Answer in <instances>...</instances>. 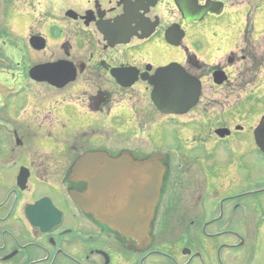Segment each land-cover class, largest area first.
<instances>
[{"label": "flooded vegetation", "instance_id": "af4514ba", "mask_svg": "<svg viewBox=\"0 0 264 264\" xmlns=\"http://www.w3.org/2000/svg\"><path fill=\"white\" fill-rule=\"evenodd\" d=\"M209 1L222 4L221 13L200 18ZM249 4L0 0V264H264V138L258 144L254 135L264 118V67L248 51L259 38L254 16L242 13ZM168 67L175 72L159 78ZM183 74L201 85L198 105L160 111L154 84L179 85ZM252 82L262 109L250 121L252 141L243 125L206 132L188 119L200 113L206 86ZM95 153L106 155L97 171L123 165L130 191L146 186L131 184V164L161 156L152 160L163 180L148 244L75 202L88 197L92 179L75 177L74 164Z\"/></svg>", "mask_w": 264, "mask_h": 264}, {"label": "water", "instance_id": "95a60500", "mask_svg": "<svg viewBox=\"0 0 264 264\" xmlns=\"http://www.w3.org/2000/svg\"><path fill=\"white\" fill-rule=\"evenodd\" d=\"M223 5L220 3L207 2L204 7H199L200 18L207 13H221ZM221 10H220V9ZM190 8L184 5V14L189 13ZM193 20V19H192ZM175 69L168 67L159 73L160 77H169ZM175 72V71H174ZM183 82L179 85H161L154 84L153 101L160 111L165 113L185 114L195 108L199 103L201 94V85L192 77L183 74ZM218 85L224 81H215ZM255 132L256 141L261 144L264 138V118ZM220 136L229 133L226 129H220L216 132ZM263 150L264 147L262 146ZM101 153L86 154L81 157L73 167V175L77 178L90 177L91 190L88 197H74L75 202L81 206L87 213L92 214L97 221L108 225L113 231L121 235L136 240L140 246L148 244L150 224L155 217L157 202L160 199L163 172L159 164L152 161L161 158L155 154L151 161L140 165L131 164V184L134 182H145L146 186L134 188L131 185V191L127 186L129 172L123 170V165L116 162L107 163V170L97 171L95 165L99 159L105 158ZM88 168V169H87ZM90 169V170H89ZM88 170V171H87ZM136 170V171H135ZM147 174L145 180L135 178L133 174ZM122 201L127 204L125 209H115V203ZM103 201V205L100 204ZM129 207V208H128Z\"/></svg>", "mask_w": 264, "mask_h": 264}, {"label": "rangeland", "instance_id": "374dc122", "mask_svg": "<svg viewBox=\"0 0 264 264\" xmlns=\"http://www.w3.org/2000/svg\"><path fill=\"white\" fill-rule=\"evenodd\" d=\"M248 2H250V4L249 6H247V10L244 9L242 13L246 15L247 12V18L248 15H251L249 16L251 21L253 20L254 16L256 22V27L254 25V36L257 33L258 37L261 39L260 36L263 35V39L260 40L258 38L257 42L251 44L253 45V47L249 45L251 47L248 48V51H253L252 53L254 54L257 52L255 56H258L260 58L261 63H263L264 67V0H248ZM255 12L256 14H254ZM9 39L10 40L7 39V42H9L10 44L13 45L14 43H16V39L14 37ZM184 44L191 47V43L185 41ZM193 44L196 45L194 41ZM197 46L199 47V49H201L202 47L201 43ZM262 73L264 75V69ZM15 74L16 71L13 70L8 76L12 77ZM208 87L209 85L205 88V96H203L204 100L200 103V106L196 108L200 113L196 115L191 114L189 115L188 119L192 117L196 119L200 123V125H205L203 127L206 128V132L212 131L215 128H218V126L222 125L227 126L231 129H234L235 125H243L245 127L243 136L247 139V141H252V128L255 123L253 125V123H251L250 121L253 117L260 115V113L262 112L261 106L259 105L260 98L256 96V93H259L256 82H252L249 85H243L240 83L231 84L229 88L220 89L218 91H211ZM260 94L263 95L264 93L260 91ZM262 104H264V102ZM244 114L249 115V122L243 123L242 117L244 116ZM241 138L242 133L234 134L230 139L224 142H231L232 144H234ZM170 142L171 139L167 138L165 144H168ZM248 162L249 164H251V166H254V162L250 160L249 157ZM242 252L245 257L248 251L247 249H243Z\"/></svg>", "mask_w": 264, "mask_h": 264}]
</instances>
